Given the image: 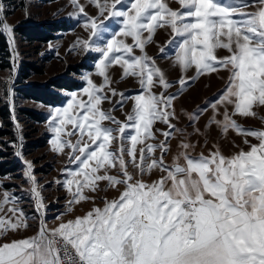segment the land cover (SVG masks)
<instances>
[{
	"label": "snow or ice",
	"instance_id": "1",
	"mask_svg": "<svg viewBox=\"0 0 264 264\" xmlns=\"http://www.w3.org/2000/svg\"><path fill=\"white\" fill-rule=\"evenodd\" d=\"M70 3L74 11L69 15L82 18L87 33V38L77 37L72 49L99 54L94 67L103 82L97 85L86 74L82 94L87 100L74 91L66 106L50 111L52 151L69 149L70 163L76 165L64 169L65 180L56 181L71 197L55 217L58 223L48 227V206L31 161L23 160V175L39 214L35 235L3 239L31 225L19 198L7 190L0 193V264H264V130L245 128L235 118L256 117L255 109L264 107V0H178V9L168 0H87L95 15L81 0ZM250 6L256 10L248 11ZM5 10L0 0V33L7 34L15 53L14 28L6 22ZM113 20L118 30L108 27ZM164 28L173 37L168 44L180 38L173 66L183 74L195 72L194 77H180L176 93L168 92L172 83L145 51L157 29ZM218 50L229 54L219 56ZM159 51L164 53L166 46ZM113 65L122 69L121 79L138 81L137 94L128 96L112 87ZM220 70L230 73L225 88L215 101L187 114L188 120L194 134L205 135L195 124L211 108L206 127L216 125L224 138L235 131L245 137L249 150L225 156L214 144L208 155H193L195 146L185 139L172 163H166L169 138L186 131L172 123L179 119L174 100L190 81ZM5 84L6 102L14 108V83ZM157 86L162 88L159 94L153 91ZM129 100L132 110L120 121L113 111L123 110ZM104 101L112 108L104 110ZM74 108L83 113L70 115ZM157 121L168 131L161 133L164 140L153 143ZM68 125L71 130L66 131ZM18 139L19 144L13 142L15 155L23 159V136ZM157 171L158 179H145ZM110 189L119 196L99 195ZM97 199L103 207L96 206ZM89 201L93 207L85 215L63 219Z\"/></svg>",
	"mask_w": 264,
	"mask_h": 264
},
{
	"label": "rangeland",
	"instance_id": "2",
	"mask_svg": "<svg viewBox=\"0 0 264 264\" xmlns=\"http://www.w3.org/2000/svg\"><path fill=\"white\" fill-rule=\"evenodd\" d=\"M13 1V0H12ZM4 3L5 5V20L14 28L13 37L15 42V53L12 51L10 65L0 67V109L9 111L8 116L5 118L0 113V129L6 130L7 133L0 137V150L5 153L6 158L12 163V169L7 175H0V193L7 190L15 194L19 198V207L29 217L31 225L27 230L12 233L9 232L8 236L3 239H20L23 237H30L36 234L39 227V214L35 211V203L30 195V183L27 182L23 175L26 170V165L23 160H28L33 163L34 175L36 176L38 184L41 186L42 195L47 204V224L48 227H54L58 221L55 217L61 212L65 211L66 202L71 198L67 190L62 184H57L56 181L65 180L66 173L64 169H75L76 165L70 163V157L67 155L69 149H65L64 153L54 152L51 148V139L53 133L49 129L50 111L55 107H64L70 99V93L77 92V98L87 100V95L82 94V89L87 86L83 77L86 74H92L91 78L97 85L103 82V78L95 74L94 67L96 59L99 54L97 53H83L81 51L73 50L72 46L76 43L77 37L87 38V33L83 29V19L76 16H70L74 8L70 0H14L13 2ZM173 9L180 8L178 0H168ZM81 3L87 5V0H81ZM86 10L92 14H96V9L87 5ZM256 10L254 6H250L248 11ZM65 19L70 23V28L55 32L53 39L50 41L29 40L16 31L18 25L27 23H38L46 20H61ZM107 23V22H106ZM108 27L115 31L118 30V25L113 20ZM105 33V36H108ZM146 35V34H145ZM7 36V34H6ZM8 42L9 41V37ZM154 43L146 46V53L148 56L156 60L157 65L165 72L167 79L172 83V87L168 89L169 93H176L180 88L177 81L182 75L187 77H194V70H190L187 74L181 73L176 67L173 66V57L175 49L178 46L180 38H176V42L168 44L172 40L170 28L157 29L154 34ZM128 43H132L131 38L127 39ZM166 46V51L161 53L159 48ZM136 55H140L139 49H134ZM219 56L228 55L226 50H218ZM15 59V66L13 60ZM6 61L0 59V64ZM31 64V65H30ZM30 65V66H29ZM25 68L29 71L28 77L24 78L21 75V69ZM109 75L113 80L112 87L116 88L118 92H125L128 96L137 94L139 90L138 81L133 77L121 79L123 73L119 65H113L109 69ZM70 76L80 79L83 84L75 90H65L54 88L65 95L63 102L56 105H47L40 101L27 98L21 92L22 87H27L32 84H47L52 79ZM230 73L225 70H220L211 74H204L195 80L190 81L189 86L183 89L173 102L178 120H173L172 123L177 128L185 129L184 134L177 133L169 138L170 151L165 155L166 163L171 164L173 157L179 151L178 145L182 140L187 139L194 146L193 155L209 154V150H214L213 145L219 144L222 153L225 156H231L233 153L238 152L240 149L245 151L249 150L248 145L244 143L245 137L238 135L235 131L230 130L227 137L224 138L216 125L206 127L208 118L212 115L211 108L200 116L196 122L195 127L201 129L205 135H197L193 133V125L188 120L187 114L193 113L198 106H205L206 101H215L218 98V93L223 90L227 84ZM11 86L14 83V108L12 104L7 103L8 97L5 93L6 84ZM153 91L159 94L162 88L157 86ZM111 95V93H109ZM119 97H113V100ZM133 107V102L129 100L121 110L117 107L113 111L120 121H126V114L130 113ZM104 110L112 108V104L104 101L102 104ZM231 110V109H230ZM223 109H221V112ZM258 113L256 117H235L242 126L251 129L264 130V107L255 109ZM83 110L73 109L70 115L82 114ZM222 119V117H218ZM10 122V124L7 123ZM106 124L108 122H105ZM17 125L19 128H17ZM115 127V125H110ZM159 129L160 131H156ZM67 130H71V125L67 126ZM156 140L151 142L157 143L164 140L165 137L161 134L162 131H168L167 126L157 121L153 127ZM191 134V135H189ZM19 136H23L22 153L23 159L15 155V144H19ZM75 142L76 136L70 137ZM207 139V145H205ZM250 143L255 144L258 141L253 137H247ZM116 145H113L115 147ZM157 155L159 153L157 152ZM133 169L129 166V171ZM111 174L116 175L117 172L112 170ZM161 175L160 172H154L151 177L146 176V180L158 179ZM103 187V183L101 184ZM121 190H123L121 186ZM92 195V193H88ZM100 196H107L108 199H113L119 196V193L114 190H109L107 193H99ZM96 206L103 207V200L97 199ZM93 203L82 202L75 207V210L64 216V220L74 219L76 216L85 215L91 208ZM0 242H3L0 240Z\"/></svg>",
	"mask_w": 264,
	"mask_h": 264
},
{
	"label": "trees",
	"instance_id": "3",
	"mask_svg": "<svg viewBox=\"0 0 264 264\" xmlns=\"http://www.w3.org/2000/svg\"><path fill=\"white\" fill-rule=\"evenodd\" d=\"M12 0H3L5 3H9ZM14 1V0H13ZM12 1V2H13ZM44 1H53V0H44ZM70 23L65 20H46L38 23H27L23 25H18L16 27V31L23 35L26 39L29 40H39V41H50L53 39L55 32L60 30H66L70 28ZM12 57V51L10 48V44L8 42V38L6 34L0 33V59L6 61L4 64H0V67H5L10 65V59ZM31 65V64H30ZM29 65V66H30ZM21 75L24 78L28 77L29 71L25 68L21 69ZM83 82L80 79L70 77V76H62L49 81V83L41 85V84H32L27 87H22L21 92L27 98L34 99L36 101H40L47 105H56L63 102L65 95L61 92L55 90L65 89V90H75L81 85ZM0 113L3 117H7L9 111L5 108V110L0 109ZM10 124L9 121H7ZM7 133L6 130L0 129V137ZM6 158L5 153L0 150V158ZM0 160V175H7L12 166H9L12 163L10 160L5 159Z\"/></svg>",
	"mask_w": 264,
	"mask_h": 264
},
{
	"label": "built area",
	"instance_id": "4",
	"mask_svg": "<svg viewBox=\"0 0 264 264\" xmlns=\"http://www.w3.org/2000/svg\"><path fill=\"white\" fill-rule=\"evenodd\" d=\"M61 255H62V256L64 255L63 249L61 250Z\"/></svg>",
	"mask_w": 264,
	"mask_h": 264
}]
</instances>
